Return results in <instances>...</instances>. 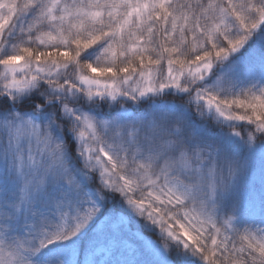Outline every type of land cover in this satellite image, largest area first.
I'll use <instances>...</instances> for the list:
<instances>
[{
    "label": "snow or ice",
    "instance_id": "1",
    "mask_svg": "<svg viewBox=\"0 0 264 264\" xmlns=\"http://www.w3.org/2000/svg\"><path fill=\"white\" fill-rule=\"evenodd\" d=\"M0 264H264V0H0Z\"/></svg>",
    "mask_w": 264,
    "mask_h": 264
}]
</instances>
